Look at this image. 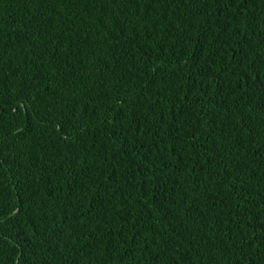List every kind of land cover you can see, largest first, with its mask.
Listing matches in <instances>:
<instances>
[{"label":"trees","instance_id":"16d2710c","mask_svg":"<svg viewBox=\"0 0 264 264\" xmlns=\"http://www.w3.org/2000/svg\"><path fill=\"white\" fill-rule=\"evenodd\" d=\"M0 264H264V0H0Z\"/></svg>","mask_w":264,"mask_h":264}]
</instances>
